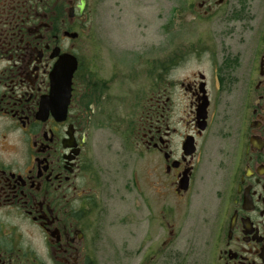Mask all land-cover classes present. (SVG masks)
<instances>
[{
  "label": "flooded vegetation",
  "instance_id": "1",
  "mask_svg": "<svg viewBox=\"0 0 264 264\" xmlns=\"http://www.w3.org/2000/svg\"><path fill=\"white\" fill-rule=\"evenodd\" d=\"M97 6L0 0V264H101L132 187L140 264H264V0H190L192 40L154 57Z\"/></svg>",
  "mask_w": 264,
  "mask_h": 264
},
{
  "label": "rangeland",
  "instance_id": "2",
  "mask_svg": "<svg viewBox=\"0 0 264 264\" xmlns=\"http://www.w3.org/2000/svg\"><path fill=\"white\" fill-rule=\"evenodd\" d=\"M189 2L190 0H98L97 34L103 41L115 42L133 52L147 51L153 57L163 46L164 55L167 56L172 51V42L192 40L191 30L199 28V25L192 24L189 20ZM101 137L112 136L109 132H102ZM113 138L117 141L115 135ZM109 158L111 161L118 160L114 152ZM129 162L133 179L134 172L141 173V163L134 154L130 156ZM119 207L109 210L104 218L101 217V264H140L143 254L138 250L144 231L143 209L142 199L133 187L129 208L131 221L128 226L124 223L126 209ZM129 254L132 255L131 262Z\"/></svg>",
  "mask_w": 264,
  "mask_h": 264
},
{
  "label": "water",
  "instance_id": "3",
  "mask_svg": "<svg viewBox=\"0 0 264 264\" xmlns=\"http://www.w3.org/2000/svg\"><path fill=\"white\" fill-rule=\"evenodd\" d=\"M84 5H85L84 2H82L81 9H83ZM74 67H75V65L72 64V65L70 66V69L67 71V73H68V80L71 79V76H72V74H73V72H74Z\"/></svg>",
  "mask_w": 264,
  "mask_h": 264
}]
</instances>
